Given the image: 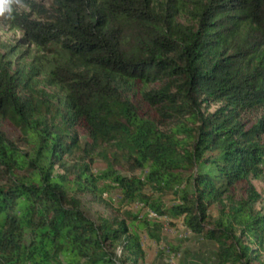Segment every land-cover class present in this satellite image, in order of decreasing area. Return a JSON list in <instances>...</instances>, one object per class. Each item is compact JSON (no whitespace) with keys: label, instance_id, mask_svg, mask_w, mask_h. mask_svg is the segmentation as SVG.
I'll return each instance as SVG.
<instances>
[{"label":"trees","instance_id":"obj_1","mask_svg":"<svg viewBox=\"0 0 264 264\" xmlns=\"http://www.w3.org/2000/svg\"><path fill=\"white\" fill-rule=\"evenodd\" d=\"M20 1L0 52V264H146L164 217L218 264L259 261L264 0Z\"/></svg>","mask_w":264,"mask_h":264},{"label":"rangeland","instance_id":"obj_2","mask_svg":"<svg viewBox=\"0 0 264 264\" xmlns=\"http://www.w3.org/2000/svg\"><path fill=\"white\" fill-rule=\"evenodd\" d=\"M21 2V1H20ZM22 8L20 3L16 5ZM22 11L23 9H19ZM22 32L13 29L12 26L0 19V52L4 53L6 49L12 45H16L18 40L22 38ZM32 49V48H31ZM217 106H213L214 111ZM4 132L7 136L23 147L20 132L9 124H4ZM81 138L85 140V132L80 131ZM106 168V164L98 161L94 167L96 172H101ZM124 174H127L121 171ZM127 175L141 176L142 172L138 171ZM257 190L263 195V200L258 205L259 209L264 210V182L259 180L252 181ZM116 208H122V193L119 189H113L110 195H106ZM83 210L92 220L98 219L100 216L110 217L112 210L104 205L97 204L91 200L89 196H82ZM174 201V196L166 198L167 204ZM141 206L133 205L129 207L132 211H138ZM123 207L121 210H125ZM212 214L216 215V209L212 210ZM151 217H154L151 214ZM163 229L155 232L158 239L143 236V246L146 252V264H218V246L213 241L205 240L202 236L193 234L185 228L182 219L172 220L170 218H162ZM120 255V250H117ZM260 260L253 264H264V252L260 253Z\"/></svg>","mask_w":264,"mask_h":264},{"label":"clouds","instance_id":"obj_3","mask_svg":"<svg viewBox=\"0 0 264 264\" xmlns=\"http://www.w3.org/2000/svg\"><path fill=\"white\" fill-rule=\"evenodd\" d=\"M19 3L20 0H0V19L11 20L15 11L27 8V5L23 8L16 7Z\"/></svg>","mask_w":264,"mask_h":264}]
</instances>
